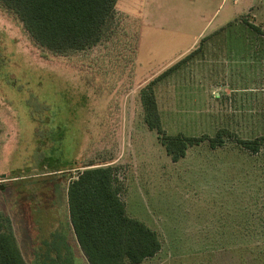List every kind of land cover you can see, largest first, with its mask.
Returning a JSON list of instances; mask_svg holds the SVG:
<instances>
[{
  "label": "rangeland",
  "instance_id": "rangeland-1",
  "mask_svg": "<svg viewBox=\"0 0 264 264\" xmlns=\"http://www.w3.org/2000/svg\"><path fill=\"white\" fill-rule=\"evenodd\" d=\"M222 1L119 0L106 39L69 55L0 6V209L27 264H88L67 190L103 165L162 243L142 264H264V148L204 143L175 163L144 122L143 90L194 52L155 87L166 132L264 136V37L248 26L264 29V0H226L215 15ZM51 155L60 171L42 170Z\"/></svg>",
  "mask_w": 264,
  "mask_h": 264
},
{
  "label": "trees",
  "instance_id": "trees-1",
  "mask_svg": "<svg viewBox=\"0 0 264 264\" xmlns=\"http://www.w3.org/2000/svg\"><path fill=\"white\" fill-rule=\"evenodd\" d=\"M118 1L0 0V6L19 19L37 45L54 55H69L91 50L106 39L115 23ZM248 26L264 36L260 27ZM193 54L170 67L143 90L141 102L148 129L157 133L159 142L175 163L183 159L190 148L204 143L216 150L234 141L250 153L260 154L264 136L243 140L228 129L217 131L213 137L169 135L163 128L155 87ZM59 165L51 155L43 157L40 166L53 173L60 171ZM118 170L115 165L86 166L68 185L70 223L88 264H142L162 249L158 233L128 215L121 198L123 188ZM0 189L5 191V185H0ZM0 264H27L19 249L12 220L1 209Z\"/></svg>",
  "mask_w": 264,
  "mask_h": 264
},
{
  "label": "crops",
  "instance_id": "crops-1",
  "mask_svg": "<svg viewBox=\"0 0 264 264\" xmlns=\"http://www.w3.org/2000/svg\"><path fill=\"white\" fill-rule=\"evenodd\" d=\"M226 0H223L222 1V3H221V5H220V7H219V9L217 10V12L215 13V15L216 14H218L219 13V11H220V9L222 8V6L223 5H225V2ZM235 4H233V9L235 10V9H237L238 7H240V4H242V0H237V1H235L234 2ZM226 6V5H225ZM224 6V7H225ZM231 16V13L230 14H227L225 17H224V19L226 20V19H228L229 17ZM225 23V22H224ZM263 27V26H262ZM224 28V27H223ZM222 28V29H223ZM263 31H264V29L263 28H261ZM259 36H261V35H259ZM261 37H264V36H261ZM246 48H247V45L244 47V45H242V49L241 50H243V51H246ZM241 58H243V57H241ZM244 60H247V56H245L244 58H243ZM152 259V258H151Z\"/></svg>",
  "mask_w": 264,
  "mask_h": 264
}]
</instances>
